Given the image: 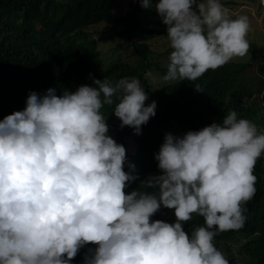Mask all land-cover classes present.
Segmentation results:
<instances>
[{"label":"clouds","instance_id":"1","mask_svg":"<svg viewBox=\"0 0 264 264\" xmlns=\"http://www.w3.org/2000/svg\"><path fill=\"white\" fill-rule=\"evenodd\" d=\"M155 9L171 51L159 79L145 73L153 85L197 80L248 52L247 16L232 18L221 0H157ZM92 80L60 95L30 91L22 110L0 120V264H70L88 243L96 247L83 264H229L213 238L246 222L264 130L231 111L198 130L165 133L154 153L161 172L141 182L153 191L126 192L135 167L100 109L114 104L120 126L139 135L156 101L145 105L136 77ZM161 206L174 222L150 219ZM194 213L204 224L186 232Z\"/></svg>","mask_w":264,"mask_h":264},{"label":"trees","instance_id":"2","mask_svg":"<svg viewBox=\"0 0 264 264\" xmlns=\"http://www.w3.org/2000/svg\"><path fill=\"white\" fill-rule=\"evenodd\" d=\"M117 3L118 0H0V120L22 110L30 91L43 94L54 87L60 95L82 84L95 86L93 77L112 82L123 77L138 78L147 93L145 105L156 101L155 115L141 126L139 135L129 126H120L119 118L111 112L114 104L100 109L108 135L125 147L126 157L135 167L137 178L127 185L126 192L153 191L141 182L161 172L154 153L165 133L182 135L198 130L221 122L231 111L255 123L258 131L264 128V62L252 64L258 58L255 43L248 41L245 56L209 69L197 80L153 85L145 73L160 70L163 75L167 65L162 66L157 58L168 55L171 49L168 46L156 53L149 41L167 40V25L155 9L156 0H152L151 8L142 7L140 0H129L130 6L119 14ZM111 18L112 25L98 31L94 38L91 27L106 24ZM114 39L118 41L114 49L124 50L127 55L106 64L97 47L101 40ZM197 85L201 91L195 89ZM124 170H128L127 164ZM253 174L256 191L243 205L247 209L244 226L213 238L229 264H235L237 258H247V264H264V156L256 160ZM150 219L172 223L175 216L172 209L161 206ZM203 224V217L194 213L183 226L191 232ZM243 239L248 243L237 247ZM95 247L85 244L70 264H83L89 249Z\"/></svg>","mask_w":264,"mask_h":264},{"label":"rangeland","instance_id":"3","mask_svg":"<svg viewBox=\"0 0 264 264\" xmlns=\"http://www.w3.org/2000/svg\"><path fill=\"white\" fill-rule=\"evenodd\" d=\"M221 3L228 10V13L232 18L237 16H247L249 29L246 34V39L247 41H252L258 47V58L256 62L253 61L252 64L254 63L257 66V64L264 62V7L260 5L259 0H221ZM129 6V0H118L117 13L119 14L124 12ZM112 22L113 18L106 21V24L102 23L93 25L91 27L93 37L97 38L99 35L98 31L108 29L109 26L112 25ZM117 42L118 41L115 39L108 42L107 40H101L98 44V55L106 64H109L119 56L125 57L127 55V53H125L126 51L124 50L114 49V46H116ZM149 42L151 43L152 49L155 50L156 53L165 51L169 46L168 39H151ZM168 55H163L157 58L158 62H160L164 67L167 65ZM156 71L157 73H154L153 75L159 79L162 73L160 70ZM262 130H264V128ZM129 145L130 143L128 144L129 152H132L134 149ZM261 156L264 155L262 154ZM238 262L239 264H244L242 260H239Z\"/></svg>","mask_w":264,"mask_h":264}]
</instances>
